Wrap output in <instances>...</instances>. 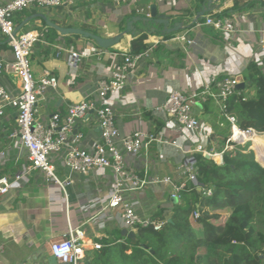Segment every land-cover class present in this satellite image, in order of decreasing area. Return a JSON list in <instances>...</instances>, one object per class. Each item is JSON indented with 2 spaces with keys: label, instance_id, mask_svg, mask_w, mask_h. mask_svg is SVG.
<instances>
[{
  "label": "crops",
  "instance_id": "1",
  "mask_svg": "<svg viewBox=\"0 0 264 264\" xmlns=\"http://www.w3.org/2000/svg\"><path fill=\"white\" fill-rule=\"evenodd\" d=\"M152 4L156 5L158 14L167 16V27L155 21L137 19L147 17L137 9L142 7L150 11ZM222 12L237 21V42L232 47L219 30L206 23L209 14ZM34 14H43L61 26L82 28L104 37L124 31L129 21L133 30L115 46L104 49L94 40L76 34L64 36L57 32L56 40L48 42L44 35L46 23L41 16L20 29L35 28L43 33L31 55L34 76L40 78L48 72L58 79L56 87H49L39 97L38 113L45 122L56 112L64 114L69 104L94 93L113 66L122 62V53L131 50L134 38L145 33L149 45L157 42L148 57L138 60L125 90L111 96L109 102L116 110L122 133L160 130L161 141L153 143L141 157L124 154L127 164L150 177L171 176L176 183L189 181L183 174L182 163L185 156L197 154L199 136L192 130L178 129L171 122L156 120L154 108L173 90L191 93L227 75L242 76L245 82L247 63L264 31V0H130L121 4L112 0H75L70 7L33 6L18 12L17 25L18 18L24 20ZM166 28L177 30L169 33ZM180 35H186L192 43L177 39ZM4 43L8 42L0 34V44ZM60 48L81 54L77 68L69 66L65 51L61 50L58 55ZM0 58H11L10 46L0 47ZM245 92L254 93L252 89ZM194 112L213 130L219 126L221 116L217 100L209 99ZM14 128V110L6 107L5 114L0 116V150L7 154L5 164L0 161L2 174L21 172L26 164L21 150L11 146L8 138ZM77 131L83 133L80 145L87 149L94 147L101 137L94 114L81 119L74 128V132ZM217 154L221 155L222 163H216L223 164V153ZM57 164L60 165L58 160ZM71 176L75 182L66 187L67 193L58 184L36 182L29 177L15 181L8 193L0 195V246H4L0 250V261L5 264H50L49 244L63 237L69 227L85 228L90 239L89 252L93 250L91 240L113 237L115 225L92 219L99 200L110 190L111 173L95 171L87 175L72 173ZM171 192V184H154L137 192L136 197L140 206L148 211L164 208L170 217L172 205L177 201L171 199ZM197 232L200 235V227Z\"/></svg>",
  "mask_w": 264,
  "mask_h": 264
},
{
  "label": "built area",
  "instance_id": "2",
  "mask_svg": "<svg viewBox=\"0 0 264 264\" xmlns=\"http://www.w3.org/2000/svg\"><path fill=\"white\" fill-rule=\"evenodd\" d=\"M112 1L121 4L130 0ZM74 3L75 0H0V34L7 40L11 50V58H0V116L5 114L6 107L14 110L15 128L8 133V138L11 140V146L21 150L26 162L23 171L0 175V195L8 193L15 181L29 177H33L36 182L58 184L67 193L66 187L75 182L72 173L87 175L95 171L105 173L108 171L112 176L110 190L105 198L99 200L97 212L92 219L135 232L139 226L150 225L155 230H160L169 216L164 212L162 218H158L155 216L156 210L148 211L140 206L141 202L136 193L154 184H171L170 197L178 200L187 182L176 183L171 176L150 177L127 164L124 154L141 157L153 143L161 141L160 130L122 133L117 124L116 110L109 102L111 96L125 90L129 75L138 60L148 57L150 49L157 42L150 43L149 48L141 53L131 54L130 51H124L122 62L113 66L110 74L99 82L97 90L82 100L69 104L64 114L56 112L48 122L39 116L37 108L39 97L49 87H56L58 79L48 72L40 78L34 76L31 55L43 33L35 28L15 33L18 26L16 14L33 6L58 8L70 7ZM137 11L147 17L150 16L148 9L141 7ZM206 23L223 34L228 46L232 47L233 43L237 42L238 27L234 17L209 14ZM177 39L192 43L186 35L177 36ZM61 50L66 52L69 66L77 68L81 54L73 49L60 48L58 55ZM250 61H255L264 70V31ZM238 84L236 76L227 75L191 93L173 90L168 93L162 104L154 108L153 113L156 120L171 122L178 129L198 133L196 153L206 157L207 154L214 153L207 148L214 130L203 123L194 110L209 99H215L220 104L219 126L223 127L227 123L231 125L228 139L230 142L240 144L247 142L235 138L234 128L262 133L254 128L238 127L235 117L226 112L227 98L240 93ZM90 114H94L99 123L101 137L94 147L87 149L80 145L83 133L74 132V128L81 119ZM5 160L6 151L0 150L2 164H5ZM57 160L60 165L57 164ZM182 168L183 174L187 175L194 186L201 187L203 194L208 196L212 194L211 188L200 185L196 178L195 155L185 156ZM64 170L68 172L67 175L64 174ZM193 216H198V212H194ZM89 241V234L83 226L69 227L63 237L49 244V253L56 258L53 264H86ZM91 244L93 249L102 247V243L96 240H91ZM3 248L4 246H0V250ZM0 264L5 263L0 261Z\"/></svg>",
  "mask_w": 264,
  "mask_h": 264
},
{
  "label": "trees",
  "instance_id": "3",
  "mask_svg": "<svg viewBox=\"0 0 264 264\" xmlns=\"http://www.w3.org/2000/svg\"><path fill=\"white\" fill-rule=\"evenodd\" d=\"M22 20L18 18V24ZM44 26L47 41L53 43L57 31ZM147 38L145 33L134 38L130 53L147 50ZM244 80L245 88L227 98L226 112L235 117L238 127L264 132V70L250 61ZM248 89L254 93L247 94ZM227 125L230 127L227 123L214 130L207 146L209 151L223 153V164L195 154L196 178L200 185L211 188V195L199 192L188 181L160 230L139 226L136 238L131 239L117 228L113 237L98 240L100 249L87 250L86 264H264V166L251 142L228 140L231 131ZM227 208L231 212L224 218L219 211ZM164 210H157L155 216L162 218ZM194 223L200 225V235Z\"/></svg>",
  "mask_w": 264,
  "mask_h": 264
},
{
  "label": "water",
  "instance_id": "4",
  "mask_svg": "<svg viewBox=\"0 0 264 264\" xmlns=\"http://www.w3.org/2000/svg\"><path fill=\"white\" fill-rule=\"evenodd\" d=\"M37 16H41L44 20H45V23L46 25L54 28L57 32H59L61 35H71V34H76V35H80L86 39H92L95 41V43L101 47V48H104V49H107V48H111L113 46H115L116 44H118L120 42V40L123 38V36L125 34H128V33H133L132 31V28H131V22L129 21L127 23V28L114 35V36H110V37H104V36H101L100 34H96L94 32H91V31H88V30H84L82 28H78V27H66V26H61L55 22H53L52 20H50L49 18H47L45 15L43 14H34V15H31V16H28L27 18H25L16 28V31H19L20 29H22L29 21H31L32 19L36 18ZM138 20H144V21H155V22H158L160 24H163L165 27H167L168 25V22H167V16L166 15H160L157 13V9H156V5L155 4H152L150 6V16L149 17H138L137 18ZM177 29L176 28H166V31L167 32H173V31H176ZM238 81H239V84H238V89H244L245 88V82L243 81V77L242 76H239L238 77ZM207 158H210V156L207 154L206 155ZM257 160L264 166V157H258L256 156ZM199 192H201V187H198L197 188ZM121 234L123 236H127L128 238H131V239H135L136 238V232L133 231V230H127L126 228H123L121 230ZM149 252L154 254V250L153 249H149ZM49 262L50 264H53L56 262V258L54 256H50L49 257ZM61 264H66V263H61Z\"/></svg>",
  "mask_w": 264,
  "mask_h": 264
},
{
  "label": "bare ground",
  "instance_id": "5",
  "mask_svg": "<svg viewBox=\"0 0 264 264\" xmlns=\"http://www.w3.org/2000/svg\"><path fill=\"white\" fill-rule=\"evenodd\" d=\"M235 132V138L238 141L246 142V141H252L253 147L258 155V157H264V132L258 133L253 130H238L237 128H234ZM251 142V143H252ZM215 162L222 163V158L220 154L212 153L209 155Z\"/></svg>",
  "mask_w": 264,
  "mask_h": 264
},
{
  "label": "rangeland",
  "instance_id": "6",
  "mask_svg": "<svg viewBox=\"0 0 264 264\" xmlns=\"http://www.w3.org/2000/svg\"><path fill=\"white\" fill-rule=\"evenodd\" d=\"M20 31H22V30H20ZM32 59V58H31ZM230 127H231V125H230ZM229 127V125H227V129H228V131L230 132L231 131V128ZM263 133V132H262ZM247 142H252V141H247ZM253 146V142L251 143V146L250 147H252ZM254 149V148H253ZM254 151H255V149H254ZM255 154H256V151H255ZM257 156V155H256ZM222 214H223V217L225 218V217H227V216H229V214H230V209L229 208H227V209H223V210H221L220 211ZM193 218V217H192ZM195 224V223H194ZM199 227H200V225H196V228H197V230H199Z\"/></svg>",
  "mask_w": 264,
  "mask_h": 264
}]
</instances>
